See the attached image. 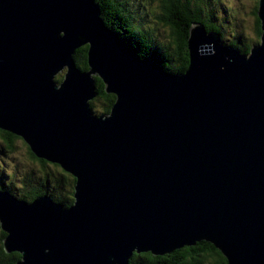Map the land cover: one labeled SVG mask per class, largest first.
I'll use <instances>...</instances> for the list:
<instances>
[{
	"label": "water",
	"instance_id": "95a60500",
	"mask_svg": "<svg viewBox=\"0 0 264 264\" xmlns=\"http://www.w3.org/2000/svg\"><path fill=\"white\" fill-rule=\"evenodd\" d=\"M258 18L249 54L194 23L189 67L173 74L95 0H0V129L76 179L70 207L0 189L15 264H130L200 241L228 264H264V0ZM97 78L116 96L109 114L91 108Z\"/></svg>",
	"mask_w": 264,
	"mask_h": 264
},
{
	"label": "trees",
	"instance_id": "16d2710c",
	"mask_svg": "<svg viewBox=\"0 0 264 264\" xmlns=\"http://www.w3.org/2000/svg\"><path fill=\"white\" fill-rule=\"evenodd\" d=\"M100 6L105 24L116 32L121 40L134 51L140 58L159 64L169 73H185L189 67L188 38L189 31L194 23H203L208 31L221 33V27L212 19V11L204 17L205 5L208 0H157L158 20L169 27L171 42L166 45L153 38L152 33L141 23L136 24L135 19L127 8L126 0H95ZM259 2L253 12L256 21V33L261 38V23L258 18ZM243 39L231 41L229 45L244 54H249L251 44L241 43ZM89 46L77 49L74 55L77 66L82 71L89 70L87 63ZM64 73L56 77L60 83ZM98 96L91 102V108L96 115L109 114L115 103L116 96L105 91L103 81L97 78ZM101 101V110L95 109L94 102ZM1 150L7 153L15 152L18 139L21 137L0 129ZM24 141V140H23ZM25 142V141H24ZM26 144V143H25ZM28 146V145H27ZM29 155L33 161L40 165L39 172H32L25 176L20 193L16 197L28 202L42 195H50L54 201L70 207L74 203L76 179L73 175L63 170L56 163L36 157L29 148ZM0 189L14 194V187L7 183L0 175ZM15 195V194H14ZM6 234L0 227V264H15L21 259L18 252L7 253L3 240ZM130 264H228L227 258L212 243L200 241L193 246H185L173 253L164 256H154L151 253H134Z\"/></svg>",
	"mask_w": 264,
	"mask_h": 264
},
{
	"label": "rangeland",
	"instance_id": "374dc122",
	"mask_svg": "<svg viewBox=\"0 0 264 264\" xmlns=\"http://www.w3.org/2000/svg\"><path fill=\"white\" fill-rule=\"evenodd\" d=\"M258 2L259 0H208L202 15L205 17L209 11L213 12L212 21L221 27L225 43L235 40L240 42V39H243L241 43L254 46L260 42L253 16ZM126 3L136 24L141 23L143 27L150 30L157 41L166 45L170 44V29L157 18L159 15L157 0H126ZM94 104L96 110H101V101L96 100ZM16 146L13 153L0 149V175L14 187L13 192L15 196H18L25 176L32 172H39L40 165L30 158L28 146L23 140L18 139Z\"/></svg>",
	"mask_w": 264,
	"mask_h": 264
},
{
	"label": "clouds",
	"instance_id": "9594fccd",
	"mask_svg": "<svg viewBox=\"0 0 264 264\" xmlns=\"http://www.w3.org/2000/svg\"><path fill=\"white\" fill-rule=\"evenodd\" d=\"M221 34V33H220ZM221 36H222V39L223 40H225L224 38H223V35L221 34ZM227 44V43H226ZM229 44V43H228ZM232 46V45H231ZM234 47V46H233ZM253 47V46H252ZM252 49V48H251ZM250 53V52H249ZM174 74V73H173ZM177 74H180V73H177ZM59 203V202H58Z\"/></svg>",
	"mask_w": 264,
	"mask_h": 264
},
{
	"label": "bare ground",
	"instance_id": "6f19581e",
	"mask_svg": "<svg viewBox=\"0 0 264 264\" xmlns=\"http://www.w3.org/2000/svg\"><path fill=\"white\" fill-rule=\"evenodd\" d=\"M198 23V22H197ZM142 254V253H141Z\"/></svg>",
	"mask_w": 264,
	"mask_h": 264
}]
</instances>
